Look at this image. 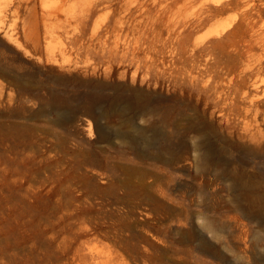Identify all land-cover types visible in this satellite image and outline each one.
<instances>
[{
	"label": "rangeland",
	"instance_id": "374dc122",
	"mask_svg": "<svg viewBox=\"0 0 264 264\" xmlns=\"http://www.w3.org/2000/svg\"><path fill=\"white\" fill-rule=\"evenodd\" d=\"M237 1L0 0V70L22 67L33 93L149 96V112L120 102L106 117L103 100L94 117L0 75V264H264V218L222 177L229 163L264 195V71L248 70L263 53L247 51L264 0ZM201 122L217 129L205 176L190 150ZM167 146L187 159L169 164Z\"/></svg>",
	"mask_w": 264,
	"mask_h": 264
},
{
	"label": "bare ground",
	"instance_id": "6f19581e",
	"mask_svg": "<svg viewBox=\"0 0 264 264\" xmlns=\"http://www.w3.org/2000/svg\"><path fill=\"white\" fill-rule=\"evenodd\" d=\"M237 2H238L237 0H211V3L213 4L214 7L209 6L207 10L210 12L218 11L221 8H225L230 5H235L237 4ZM255 37H258V38L255 39ZM258 45L264 56V26L259 27L257 31L254 29L253 34L250 36V39L248 41L247 51H249L250 53L252 52L253 54V51L255 50V48H257ZM254 56L256 55L253 54L252 57L255 58ZM263 56L259 58L257 61L256 59H252V58L251 60L248 59L249 61L248 70L251 74L253 72L262 74V72L264 71ZM21 68L16 67L15 69H12L11 71H8V72L0 70V75L6 78L7 86L9 87L14 86L15 88L17 87V89L19 88V90L25 92L23 93V95L26 93L28 95L29 93L30 94L32 93L33 95L31 94V97L33 96L34 99H37L41 102L43 101V103L45 102L46 104H49L50 106L52 105L53 109L55 107L61 108L64 106H67V108H71L72 106L73 107L72 109H74V111L83 112L87 115L95 117L96 116V111L94 110L95 107H97L99 102L103 100H107L109 102L110 107L108 108V111L104 114V116L106 117L111 116L112 111H113L112 108L114 107L116 103H120V102L130 103V108L133 111L134 109H137V110L144 109L145 112H149V108H147L148 103H149L148 94L141 90H137V89L131 90L130 92H125V91H122L121 89H115V93L111 96H108L102 92V88L100 85H96L93 89H91L85 95L77 97V98H73V99L71 98L69 99L66 97L65 94H62L56 91H49V93L47 94L48 96L45 97L43 95L44 96L43 98L40 95L38 96V93L32 92V91H35L37 88L35 90H32L35 86H33L34 84H32L29 80L24 78V76L19 72L21 71L20 70ZM61 79L57 78L55 81L57 83L58 82L62 83L61 81H63V78ZM252 92H261V93L263 92L262 96L253 105H257V106L264 105L263 86L253 85ZM127 112L128 111H126L125 113L121 115V118L123 119L124 124L128 123V120L126 118L128 115ZM72 120L73 119H70L69 121H67V123L72 122ZM148 131H149L148 129H145L143 127L134 128V132L139 137L145 136ZM193 131H195L199 135L200 141L194 143V145L191 146L190 150L196 153L194 157V161L196 162L198 171H203V174L205 176L207 175L208 172L214 169L213 156L209 153L208 150L207 151L205 150V147L207 148L209 146V143L212 140V137L216 136L217 129L212 123L201 122V123H198L196 126H194ZM101 138L104 139V136L101 135ZM123 142L124 144H130V142L126 141L125 139H123ZM132 146L136 147V145H132ZM151 149L153 150V152H151L153 156L157 158H165L166 151L160 146L156 145V146H153ZM147 154L145 155L147 156ZM167 154H168L167 161L169 164H172V165L174 164L176 165L180 162H183L185 159H187L185 154L183 153L181 154V152H177L175 151L174 148H171L169 146H167ZM223 168H224L225 173L222 174V177L225 180L228 179L230 181L231 188L237 194V203L239 204V206L242 203H244L243 210L245 211V213L249 215L256 214L264 218V195L253 193V188L255 187V182L253 181V179L249 176L240 177L235 174H232L231 164L229 163L223 166ZM240 198L242 199V203L240 202ZM199 228L204 231H207L208 234H210L208 236L209 238H211V242H213L212 240L218 239L220 236L212 220L204 219V221L199 224Z\"/></svg>",
	"mask_w": 264,
	"mask_h": 264
}]
</instances>
